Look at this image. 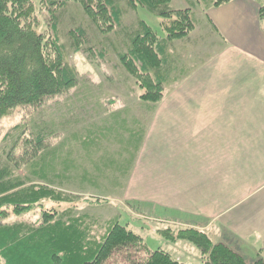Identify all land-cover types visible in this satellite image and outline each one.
<instances>
[{
	"label": "rangeland",
	"instance_id": "374dc122",
	"mask_svg": "<svg viewBox=\"0 0 264 264\" xmlns=\"http://www.w3.org/2000/svg\"><path fill=\"white\" fill-rule=\"evenodd\" d=\"M125 1L115 2L120 19L111 23V29L106 23L97 26L74 0H30L29 13L21 12V23L43 36L47 59L54 60L59 52L62 62L73 68L76 81L39 104L20 105L0 117V156L12 174L27 184L61 193L66 199L43 200L18 216L9 209L4 221L38 225L43 210H65L67 218L72 217V223L91 241L101 240L118 222L142 238L140 249L144 243L149 250L166 251L178 262L205 264L209 261L207 253L188 240L176 238L181 228L190 227L183 223L195 214L196 206H190L196 200L201 204L208 199L209 195L192 188L194 182L202 183L204 179L180 175L173 188L157 187L153 194L146 192L141 178L136 179L141 185L135 189L129 188V180L134 177L130 175L133 164L136 163V174L142 171L139 156L156 146L150 150L151 145L142 146L145 115L150 119L151 108L163 101L176 105V98L166 97L174 95L166 91L175 90L182 77L190 76L202 60L215 61L222 56L219 35L204 14L215 0H170L172 10H187L189 17L185 33L173 38L166 26L175 17L161 19L142 6L129 8ZM260 1L264 7V0ZM140 19L156 31L158 45L164 52L156 67L144 71L138 62L134 65L126 57L129 37L137 30ZM157 80L161 82V92L156 99L147 100L144 97L154 94L156 90L149 87ZM157 131L152 130L156 134ZM37 138H41L40 143ZM165 158L174 172L175 159H168V155ZM193 164L190 155L183 165L179 164V171L185 169L189 173ZM221 164L218 159L214 163L216 176V165ZM229 166L230 180L226 181L232 183V192H215L217 216L203 231L213 243L241 236L238 238L243 243L238 246L242 247L239 252L245 262L264 264V159L231 157ZM216 178L217 184L224 180ZM167 218L181 225L164 221L170 220ZM205 219L200 217L196 222L205 225ZM238 224L245 227L236 230L234 226ZM165 231L173 240L162 235ZM220 232L228 238H220ZM144 253L145 249L138 254Z\"/></svg>",
	"mask_w": 264,
	"mask_h": 264
},
{
	"label": "trees",
	"instance_id": "16d2710c",
	"mask_svg": "<svg viewBox=\"0 0 264 264\" xmlns=\"http://www.w3.org/2000/svg\"><path fill=\"white\" fill-rule=\"evenodd\" d=\"M29 1L0 0V117L17 106L39 104L76 81L73 68L62 62L60 53H56L54 60L47 59L43 36L21 23V12L28 14L30 11ZM74 1L80 3L83 12L97 26L106 23L111 29V23H118L120 19L115 3L118 0ZM228 1L215 0L214 6ZM125 4L132 9L142 6L161 19L175 17L166 26L171 38L181 37L189 26L187 10H172L170 0H126ZM137 23V30L129 37V56L126 57L134 65L138 62L144 71L156 67L164 52L158 45L156 31L144 20ZM120 57L125 58L123 54ZM160 86V81L153 82L149 88L156 91L144 98L156 99L161 92ZM40 141L41 138H37V142ZM43 200L66 202L61 193L27 184L13 175L11 167L0 156V259L3 264H184L162 249L149 250L144 243L146 254L139 255L143 250L140 249L142 238L118 222L96 242L89 240L72 223V217L67 218L65 210H43L38 225L4 221L9 209L18 216ZM162 235L173 240L166 231ZM176 238L188 240L207 253L209 261L205 264H247L226 244L213 243L206 232L195 227L181 228Z\"/></svg>",
	"mask_w": 264,
	"mask_h": 264
},
{
	"label": "crops",
	"instance_id": "0c3cea01",
	"mask_svg": "<svg viewBox=\"0 0 264 264\" xmlns=\"http://www.w3.org/2000/svg\"><path fill=\"white\" fill-rule=\"evenodd\" d=\"M261 6L260 0H230L207 8L204 14L219 35L222 56L215 61L202 60L190 76L182 77L175 90L166 91L174 95L166 97L176 98V105H167L163 101L160 106L151 108L150 119L147 115L143 119L142 146L151 145L149 150L156 146L137 159L143 163L138 174L136 159L132 160L135 165L129 174L134 177L129 180V188L141 185L136 180L138 178L148 194L155 193L157 187L173 188L180 175L204 179L202 183L194 182L192 188L210 197L203 199L201 204L202 201L196 200L190 206H196L195 214L190 221L183 222L184 226L204 231L210 227L217 216L213 195L219 190V193L226 192V189L227 193L232 192V183L229 182L231 157L236 160L247 157L264 159V21ZM157 129V134L152 132ZM148 137L149 141H146ZM165 155L168 159H175L174 172L164 161ZM190 155L194 160L192 170L189 173L185 169L179 171V164L183 165V160H188ZM217 159L222 164L216 165L219 172L216 176L214 163ZM216 177L224 180L217 184ZM177 193L169 192L170 195ZM199 212L201 215H197ZM200 217L206 218L205 225L196 222ZM167 219L170 220L164 221L181 225L175 219ZM234 227L240 230L245 225ZM222 237L228 238L223 233ZM238 237L237 240L229 238L216 242L226 244L241 255L239 250L242 247L238 245L243 241Z\"/></svg>",
	"mask_w": 264,
	"mask_h": 264
}]
</instances>
